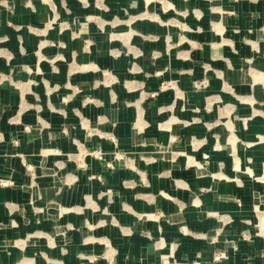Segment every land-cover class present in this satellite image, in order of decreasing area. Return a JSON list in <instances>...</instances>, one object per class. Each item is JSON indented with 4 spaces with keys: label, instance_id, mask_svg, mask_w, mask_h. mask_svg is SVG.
<instances>
[{
    "label": "crops",
    "instance_id": "0c3cea01",
    "mask_svg": "<svg viewBox=\"0 0 264 264\" xmlns=\"http://www.w3.org/2000/svg\"><path fill=\"white\" fill-rule=\"evenodd\" d=\"M263 229L264 0H0V264H264Z\"/></svg>",
    "mask_w": 264,
    "mask_h": 264
},
{
    "label": "rangeland",
    "instance_id": "374dc122",
    "mask_svg": "<svg viewBox=\"0 0 264 264\" xmlns=\"http://www.w3.org/2000/svg\"><path fill=\"white\" fill-rule=\"evenodd\" d=\"M261 228V227H260ZM262 230V229H261ZM207 241L208 243H217L218 241V230H216L212 235H210V237H207ZM148 242H150V240L148 239ZM164 239H160L159 240V254L158 257H151L150 255L148 256H143V261L144 263H155L157 262V264H181V256H178V252H177V248H173L172 250H170L169 245H172L174 243H167V241H165L164 243ZM166 243V244H165ZM178 243H176L177 245ZM168 247V248H167ZM209 250V248H208ZM168 252V253H167ZM215 258L216 261H218V259H220L222 257V255H218V252L215 254ZM153 259V260H152ZM191 262H195L191 261Z\"/></svg>",
    "mask_w": 264,
    "mask_h": 264
},
{
    "label": "built area",
    "instance_id": "2783aa9c",
    "mask_svg": "<svg viewBox=\"0 0 264 264\" xmlns=\"http://www.w3.org/2000/svg\"><path fill=\"white\" fill-rule=\"evenodd\" d=\"M206 84H207L206 81H202V82L200 83V86H204V87H205ZM16 144H17V143H16ZM93 155H94L95 157L102 156L100 152H95V153H93ZM262 235L264 236V229H263V231H262Z\"/></svg>",
    "mask_w": 264,
    "mask_h": 264
}]
</instances>
